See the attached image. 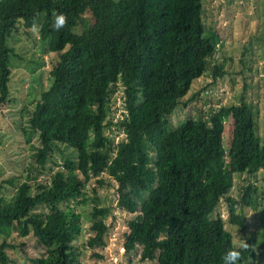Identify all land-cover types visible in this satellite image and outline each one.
Segmentation results:
<instances>
[{"label":"trees","instance_id":"trees-1","mask_svg":"<svg viewBox=\"0 0 264 264\" xmlns=\"http://www.w3.org/2000/svg\"><path fill=\"white\" fill-rule=\"evenodd\" d=\"M61 13L68 22L56 30ZM203 13V0H0V115L12 103L17 52L11 38L21 29L39 26L50 81L46 87L40 82L38 97L22 107L25 140L35 136L38 143L31 144V170L26 174L21 161L18 172L0 177V264H16L10 250L23 247L30 234L44 252L29 256V264H77L81 252L74 242L83 220L75 206L89 196L97 204L86 246L103 258L96 248L106 245L112 214L98 196L104 186H115L117 206L133 215L124 240L130 262L224 264L238 244L216 214L224 199L228 222L248 244L238 264H258L244 209L258 205L259 188L250 180L239 197L230 194L235 174L256 177L264 170L252 104L242 99L169 126V116L218 51L219 35L206 33ZM211 70L207 87L226 75L224 63ZM120 84L125 110L113 121L111 100ZM112 126L125 136L107 134Z\"/></svg>","mask_w":264,"mask_h":264},{"label":"rangeland","instance_id":"rangeland-1","mask_svg":"<svg viewBox=\"0 0 264 264\" xmlns=\"http://www.w3.org/2000/svg\"><path fill=\"white\" fill-rule=\"evenodd\" d=\"M203 4L206 33L211 34L215 31L219 35L218 51L209 61L211 67L207 74L194 81L188 95L169 116V126L175 128L188 118L197 119L201 116L206 118L210 115L211 109L239 104L242 99H245L254 108L258 133L264 142V0H203ZM11 44L15 46L17 52L11 61L12 103L0 115V132L4 133L0 136V142H3L2 138L5 139V149L0 155V173L3 172L0 177L3 178L11 176L10 171L18 172L16 165L21 161L20 166L24 162L27 168H25L26 174L31 170L28 167L35 152L31 144L38 143L35 136L31 143L25 140L21 130L22 107L25 102L33 101L38 97L40 82L44 87L50 83L47 61L48 45L40 39L39 26H34L29 30L21 29L13 35ZM223 63L226 75L219 77L216 83L207 87L213 82L211 68ZM206 90H209L208 94ZM111 103V118L116 121L122 117L125 110L121 84L119 90L113 95ZM229 130L230 126L227 125L224 133L226 147H228L226 135ZM106 133L115 136L117 140L125 136L117 126L107 128ZM8 155L14 156L13 159H8ZM56 158L58 161L63 159L61 151H57ZM53 165L52 161L47 164L49 167ZM33 171H37L36 164L33 166ZM103 175L107 176V173ZM250 180L256 182L259 188V203L255 208L246 207L244 214L249 221V236L255 241L257 263L264 264V170H260L256 177L235 174L234 186L230 194L239 197L242 185ZM91 185H96V178L92 179ZM91 185L88 188L89 195H93ZM98 196L101 197L103 206L112 207V214L106 219L109 225L106 245L103 249L96 248L104 257L94 256V251L86 246L91 234L89 227L92 221V206L97 204L95 200H92V196H89L88 202L75 206V210L82 214L83 220L82 234L74 242L81 252L77 264H146L141 263L135 257L134 261L130 262L125 256V234L128 231V221L133 215L117 206L118 195L115 186L100 187ZM216 214H220L227 221L226 226L233 232L237 243L244 241L238 227L228 222L230 211L224 199L219 204ZM22 240L25 243L23 247L10 250L16 264H29V256H37L44 252V248L32 234Z\"/></svg>","mask_w":264,"mask_h":264},{"label":"clouds","instance_id":"clouds-1","mask_svg":"<svg viewBox=\"0 0 264 264\" xmlns=\"http://www.w3.org/2000/svg\"><path fill=\"white\" fill-rule=\"evenodd\" d=\"M67 16L63 13L55 17L54 27L56 30H60L67 24ZM248 244L246 241L238 243L234 248H230L224 255V264H238L242 258V250L247 249Z\"/></svg>","mask_w":264,"mask_h":264},{"label":"water","instance_id":"water-1","mask_svg":"<svg viewBox=\"0 0 264 264\" xmlns=\"http://www.w3.org/2000/svg\"><path fill=\"white\" fill-rule=\"evenodd\" d=\"M125 251V250H124Z\"/></svg>","mask_w":264,"mask_h":264}]
</instances>
